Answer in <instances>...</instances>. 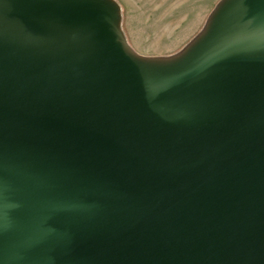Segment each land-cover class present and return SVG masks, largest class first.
<instances>
[{
    "label": "water",
    "instance_id": "obj_1",
    "mask_svg": "<svg viewBox=\"0 0 264 264\" xmlns=\"http://www.w3.org/2000/svg\"><path fill=\"white\" fill-rule=\"evenodd\" d=\"M113 0H0V264H264V0L179 53Z\"/></svg>",
    "mask_w": 264,
    "mask_h": 264
},
{
    "label": "rangeland",
    "instance_id": "obj_2",
    "mask_svg": "<svg viewBox=\"0 0 264 264\" xmlns=\"http://www.w3.org/2000/svg\"><path fill=\"white\" fill-rule=\"evenodd\" d=\"M121 30L134 52L146 57L179 53L204 28L220 0H113Z\"/></svg>",
    "mask_w": 264,
    "mask_h": 264
}]
</instances>
